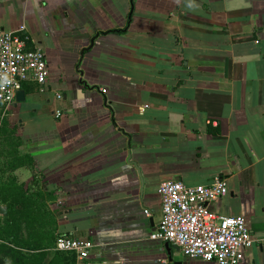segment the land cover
I'll return each mask as SVG.
<instances>
[{
    "label": "crops",
    "instance_id": "1",
    "mask_svg": "<svg viewBox=\"0 0 264 264\" xmlns=\"http://www.w3.org/2000/svg\"><path fill=\"white\" fill-rule=\"evenodd\" d=\"M24 24L50 74L0 103L22 142L0 146V264H71L59 235L91 264H217L151 238L163 181L217 176L210 208L255 239L239 264H264V0H0Z\"/></svg>",
    "mask_w": 264,
    "mask_h": 264
},
{
    "label": "built area",
    "instance_id": "2",
    "mask_svg": "<svg viewBox=\"0 0 264 264\" xmlns=\"http://www.w3.org/2000/svg\"><path fill=\"white\" fill-rule=\"evenodd\" d=\"M49 74L46 53L25 24L17 30L0 29V103L12 104L25 82L45 85ZM159 193L162 219L152 239L169 241L187 257L217 264H239L242 253L254 245L245 217L219 214L209 206L229 193L225 178L196 186L165 180ZM144 212L152 215L149 209ZM95 247L89 239L59 235L54 250L74 255L75 264H91Z\"/></svg>",
    "mask_w": 264,
    "mask_h": 264
},
{
    "label": "rangeland",
    "instance_id": "3",
    "mask_svg": "<svg viewBox=\"0 0 264 264\" xmlns=\"http://www.w3.org/2000/svg\"><path fill=\"white\" fill-rule=\"evenodd\" d=\"M2 129H0L1 148H4L5 150H9V149L17 150V151L21 150L22 142L17 139L16 129H11L8 127H3Z\"/></svg>",
    "mask_w": 264,
    "mask_h": 264
},
{
    "label": "water",
    "instance_id": "4",
    "mask_svg": "<svg viewBox=\"0 0 264 264\" xmlns=\"http://www.w3.org/2000/svg\"><path fill=\"white\" fill-rule=\"evenodd\" d=\"M92 42H94V40H92ZM16 99L18 101H23L25 100V91L23 89L19 90L16 94ZM0 213L1 214H6L7 213V208L5 206H0ZM166 242V246L168 248V252L169 254H171V245L172 243L169 241H165Z\"/></svg>",
    "mask_w": 264,
    "mask_h": 264
},
{
    "label": "trees",
    "instance_id": "5",
    "mask_svg": "<svg viewBox=\"0 0 264 264\" xmlns=\"http://www.w3.org/2000/svg\"><path fill=\"white\" fill-rule=\"evenodd\" d=\"M28 255H29L30 261H33L34 260V258H33L34 254H28ZM69 259L71 261V264H75V256L74 255L69 254Z\"/></svg>",
    "mask_w": 264,
    "mask_h": 264
}]
</instances>
